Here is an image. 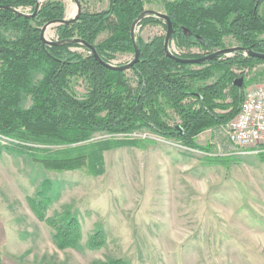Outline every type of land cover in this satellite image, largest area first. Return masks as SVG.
Masks as SVG:
<instances>
[{
	"label": "trees",
	"instance_id": "obj_1",
	"mask_svg": "<svg viewBox=\"0 0 264 264\" xmlns=\"http://www.w3.org/2000/svg\"><path fill=\"white\" fill-rule=\"evenodd\" d=\"M81 14L72 24H57L56 40L45 44L41 28L65 19L60 1L45 0L35 17L37 0H0V155L25 156L45 171H83L98 177L104 173V152L122 146L145 148L152 140L130 139L134 132L147 131L165 141L206 154L204 165H220L229 169L237 165L232 156L211 157L210 145L199 146L197 138L208 130L225 126L238 112L246 83L234 86V70L243 71L263 60L244 52L232 57L223 55L206 61L200 69L170 59L164 50L165 37L146 43L135 38L139 60L127 72L113 71L99 64L90 50L92 46L105 62L117 55H134L131 30L145 12L143 0H109L103 12H89L81 0ZM164 1V12L172 24L169 40L179 50L192 48L202 54H173L181 59H199L224 50V39L232 37L247 52L264 54V0H176ZM8 6L22 15L1 7ZM141 27L163 25L153 15L139 19ZM106 39L99 42L101 35ZM78 40V43H73ZM75 48L82 49L80 53ZM169 48V45H168ZM213 82L207 84L209 80ZM82 79L87 92L75 95L71 82ZM264 80V68L252 81ZM131 83H134L132 86ZM29 103V106H27ZM167 110L179 123L170 125ZM110 136L92 141L95 134ZM117 135H125L118 139ZM1 142H5L4 145ZM56 148L51 149V148ZM264 160V155H260ZM58 195L57 183L44 180L35 197L28 199L34 216L53 231L52 240L59 250L84 248L99 250L106 238L96 230L82 245L81 223L76 211L51 218L46 211ZM93 264H128L122 259H107Z\"/></svg>",
	"mask_w": 264,
	"mask_h": 264
},
{
	"label": "rangeland",
	"instance_id": "obj_2",
	"mask_svg": "<svg viewBox=\"0 0 264 264\" xmlns=\"http://www.w3.org/2000/svg\"><path fill=\"white\" fill-rule=\"evenodd\" d=\"M44 1L37 0V3ZM53 1L64 4L66 20L76 16L73 0ZM81 1L89 12L109 8V0ZM143 1L145 11L165 14L163 0ZM22 12L28 16L33 14L29 7ZM260 12L264 13V4ZM45 26V39L56 40V24ZM133 35L148 43L165 37L166 29L163 25L141 27L136 24ZM106 37V34L101 35L98 41ZM224 46L225 50L240 47L232 37L224 39ZM168 49L177 55L203 53L197 48L179 50L174 42H170ZM74 51L84 52L79 48ZM235 53L238 52L223 56L232 57ZM133 56L117 55L106 63L124 66ZM190 68L200 69L198 65ZM262 68L264 64H258L243 71L234 70V73L243 74L240 78L247 89L264 82L252 81ZM127 76L132 81L130 70ZM213 80L215 78L206 83ZM71 86L78 97L87 92L82 79H73ZM167 115L170 125L179 123L172 111L167 110ZM128 136L136 140L149 139L156 144H146L143 149L122 146L104 152V173L98 177L83 171H45L25 156L3 152L0 155V264H93L107 259H122L128 264H264V240L260 238L263 227L255 224L257 157L233 155L221 128L202 133L196 143L209 144L211 157L232 156L238 160L241 171L231 181L223 166L203 164L204 153L165 141L147 131ZM124 137L117 135L118 139ZM109 138L107 134L97 133L92 141ZM44 180L57 183L58 188L46 217L61 214L65 207H70L81 223L82 245L101 229L106 238L105 247L81 251L57 249L52 229L39 221L28 205V199L35 197ZM233 181L235 186L231 188ZM225 182L229 184L227 190ZM233 205L242 207L234 216L231 214Z\"/></svg>",
	"mask_w": 264,
	"mask_h": 264
},
{
	"label": "built area",
	"instance_id": "obj_3",
	"mask_svg": "<svg viewBox=\"0 0 264 264\" xmlns=\"http://www.w3.org/2000/svg\"><path fill=\"white\" fill-rule=\"evenodd\" d=\"M221 129L234 155L264 154V82L244 90L237 114Z\"/></svg>",
	"mask_w": 264,
	"mask_h": 264
},
{
	"label": "water",
	"instance_id": "obj_4",
	"mask_svg": "<svg viewBox=\"0 0 264 264\" xmlns=\"http://www.w3.org/2000/svg\"><path fill=\"white\" fill-rule=\"evenodd\" d=\"M74 3L76 4V7H77V13H76V16L70 20H62L60 22H51V23H48V25L50 24H72L74 22L77 21L78 17L80 16L81 14V6H80V3L78 0H73ZM3 9H6V10H11L10 7L8 6H5V7H1ZM39 10V3H37L35 5V8H34V12L32 15L28 16L26 15V17H35L37 12ZM13 13H16L18 15H22V13H20L19 11H16V10H11ZM145 15H153L155 17H157L158 19L164 21L165 23V26H166V35H165V41H164V50L166 52V55L174 60L176 63H179V64H183V65H200L206 61H211L215 58H217L218 56H221V55H225L229 52H243L244 49L241 48V47H238V48H234V49H231V50H222V51H218L214 54H211V55H208L206 57H203V58H199V59H181V58H177L175 57L173 54H171L169 52V49H168V45H169V40H170V37H171V33H172V24H171V21L169 19V17L166 15V14H162V13H158V12H155V11H145L136 21L135 23L133 24V27H132V30H131V36H132V40L134 42V56H133V59L131 62H129L127 65H124V66H110L108 65L105 61H103L97 54V52L95 51V49L88 45L87 43H81V45H83L85 48H87L88 50H90L91 52V55L92 57L99 63L101 64L102 66L106 67L107 69H110V70H113V71H124V72H127L129 71L139 60V50L137 49V46L135 45V38H134V35H133V29L134 27L136 26V24L138 23L139 19H141L142 17H144ZM46 27L47 26H43L42 29H41V32H40V37L42 39V42L45 43V44H52L50 41H47L45 39V30H46ZM73 43H78V40H75ZM247 55L251 58H255V59H259V60H263L264 61V54H260V53H253V52H247ZM243 84V79L242 78H239V79H236L233 83L234 86H237V87H241Z\"/></svg>",
	"mask_w": 264,
	"mask_h": 264
},
{
	"label": "crops",
	"instance_id": "obj_5",
	"mask_svg": "<svg viewBox=\"0 0 264 264\" xmlns=\"http://www.w3.org/2000/svg\"><path fill=\"white\" fill-rule=\"evenodd\" d=\"M197 141V140H196ZM234 155V154H233ZM264 155V154H263ZM257 157V161L255 163V170H254V185H255V191L257 192V204H256V210H255V215H256V222L255 224L260 225V227H263L261 229V234L263 236H260L261 239L264 240V160L260 159L259 156ZM225 168V167H224ZM238 165H232L229 169H226L228 174H229V180H234L236 179L237 176L239 175L238 173L241 171L239 170ZM228 182H225V190L228 189ZM235 186L234 181L231 183V188ZM236 210L241 211L242 207L241 206H236L233 205L231 214L234 216L236 213Z\"/></svg>",
	"mask_w": 264,
	"mask_h": 264
},
{
	"label": "bare ground",
	"instance_id": "obj_6",
	"mask_svg": "<svg viewBox=\"0 0 264 264\" xmlns=\"http://www.w3.org/2000/svg\"><path fill=\"white\" fill-rule=\"evenodd\" d=\"M39 5H40V3H39ZM23 10H25V9H23ZM26 14V13H25ZM57 25V24H56ZM47 41H50V40H47ZM51 43H53L52 41H50ZM175 55V54H174ZM123 66V65H122Z\"/></svg>",
	"mask_w": 264,
	"mask_h": 264
}]
</instances>
